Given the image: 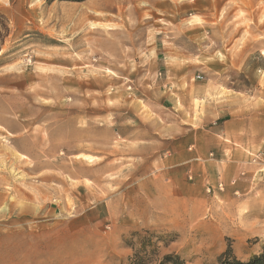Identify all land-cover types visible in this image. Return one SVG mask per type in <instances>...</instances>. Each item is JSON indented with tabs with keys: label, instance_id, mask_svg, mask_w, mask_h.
I'll list each match as a JSON object with an SVG mask.
<instances>
[{
	"label": "rangeland",
	"instance_id": "obj_1",
	"mask_svg": "<svg viewBox=\"0 0 264 264\" xmlns=\"http://www.w3.org/2000/svg\"><path fill=\"white\" fill-rule=\"evenodd\" d=\"M263 50L264 0H0V264H121L141 230L186 264L259 253L264 155L171 127L264 88Z\"/></svg>",
	"mask_w": 264,
	"mask_h": 264
},
{
	"label": "crops",
	"instance_id": "obj_2",
	"mask_svg": "<svg viewBox=\"0 0 264 264\" xmlns=\"http://www.w3.org/2000/svg\"><path fill=\"white\" fill-rule=\"evenodd\" d=\"M204 49V46H203ZM264 56V50H263ZM198 58L201 53H198ZM204 56V55H203ZM239 67V68H237ZM264 70V60H261L259 66ZM244 79H252V73L248 69L247 59L245 58L239 66L221 64L214 70L212 80L216 87L226 86V83H234L237 75ZM208 77L203 75L199 81L200 91L197 100L206 101V92L208 89ZM231 80V81H230ZM228 81V82H227ZM252 84V83H251ZM230 90V89H229ZM235 94L245 96L230 95L214 105L211 112H206L205 106L203 112L201 106L197 113V126L192 129L189 126L173 124L171 132L181 131L183 136L191 135L190 138L196 139L198 144L208 139L213 145L207 148L198 147L200 152H208L209 155H215L217 158L244 159L250 158L253 154L256 157L264 155V88L244 87L241 89H231ZM253 94V95H252ZM258 97H254L255 96ZM165 99L173 102V98L166 96ZM161 102L159 110L169 109ZM186 133L183 134V133ZM205 149V150H204ZM95 244V243H94ZM90 244V247L94 246Z\"/></svg>",
	"mask_w": 264,
	"mask_h": 264
},
{
	"label": "trees",
	"instance_id": "obj_3",
	"mask_svg": "<svg viewBox=\"0 0 264 264\" xmlns=\"http://www.w3.org/2000/svg\"><path fill=\"white\" fill-rule=\"evenodd\" d=\"M134 242H124L131 253L121 264H186L185 260L174 251L162 252V247H167L171 239L148 230L136 231L131 234ZM217 264H264V245L261 251L247 259L237 258L228 247L222 253Z\"/></svg>",
	"mask_w": 264,
	"mask_h": 264
},
{
	"label": "built area",
	"instance_id": "obj_4",
	"mask_svg": "<svg viewBox=\"0 0 264 264\" xmlns=\"http://www.w3.org/2000/svg\"><path fill=\"white\" fill-rule=\"evenodd\" d=\"M196 78L197 79H201L202 76L201 75H197ZM188 177H189V179H191V175H189ZM217 187H218V189H221L222 188V184L221 183H218L217 184ZM207 191H210V188L209 187L207 188Z\"/></svg>",
	"mask_w": 264,
	"mask_h": 264
}]
</instances>
